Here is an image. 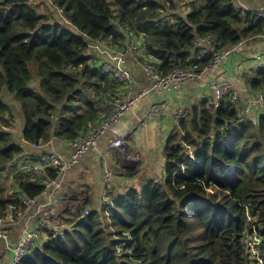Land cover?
Wrapping results in <instances>:
<instances>
[{"label":"trees","instance_id":"trees-1","mask_svg":"<svg viewBox=\"0 0 264 264\" xmlns=\"http://www.w3.org/2000/svg\"><path fill=\"white\" fill-rule=\"evenodd\" d=\"M42 1L45 11L32 0H0V174L24 153L10 130L6 94L22 113L21 138L29 144L72 141L99 121L102 98L120 97V82L93 57L96 44L123 50L131 33L166 73L199 56L195 36L215 34L219 48L244 39V50L264 33V19L240 16L232 0H189L184 11L187 0ZM252 63L242 77L258 95L264 67ZM259 111L253 123L241 103L197 98L165 141L160 178L120 192L110 187L108 203L101 189L100 207L83 200L56 214L53 227L46 218V238L19 264H264V107ZM12 182L19 194L4 196L0 186V215L9 205L16 215L21 195L43 189L28 172Z\"/></svg>","mask_w":264,"mask_h":264},{"label":"crops","instance_id":"crops-1","mask_svg":"<svg viewBox=\"0 0 264 264\" xmlns=\"http://www.w3.org/2000/svg\"><path fill=\"white\" fill-rule=\"evenodd\" d=\"M242 2L249 7L264 5V0H242ZM260 45L261 41L259 39L246 42L241 54L232 55L223 62L221 67L212 73L206 74L202 80L190 81L179 91L173 93L152 90V92L140 96L139 93L145 87L143 84L144 80L138 75L139 70L135 63L131 61L127 68L131 72L132 68L137 70L135 74L132 72L134 85L129 92L135 98L132 108L107 132L96 149L88 151L77 164L66 171L64 174V185L54 194V198L50 199L52 201L50 212L53 214L56 212L58 215L68 207L80 204L83 200H90V206L93 208L100 207L99 197L104 185L105 169L115 170V167L119 168L113 171L110 181V187H112L113 192H120L128 186L138 188L144 178H160L163 174L164 166V144L174 127L175 105L181 102L188 107L197 98L211 97L213 93L205 82L212 78L231 82L235 90L243 98L252 94L244 81L245 77H242V75L247 74L250 70L253 71L254 65L253 61L250 60V56L253 51L259 49ZM110 49L114 50V48H109L104 43L95 45L97 52L108 51L109 53L106 52L108 56L110 55ZM93 57L94 59H99L98 62L101 64L105 62L97 55ZM118 94L122 98L126 97L125 89L119 86ZM6 101L10 106L9 98L6 97ZM157 107L159 108L157 109L158 111H156ZM19 122L21 124L18 125V139L14 141L22 146L24 153L22 154L23 159H20L14 167L20 166L18 172L27 173L29 169L21 170V166H25L28 161L27 158L32 151L37 153L38 150L32 148L29 143H26L21 138L23 121L19 120ZM10 130L13 133V130ZM116 135L125 137L126 144L122 148L108 146L109 140L116 137ZM45 150H53L68 156L71 152V147L69 142L63 139L52 138L45 143ZM131 162H135L133 168ZM1 174L5 175L4 172H1ZM5 178L11 180V193L9 195L13 194L15 196L19 194L16 191V187L13 186L12 179L6 175ZM48 200L49 197L40 196L37 202L38 204H45ZM15 216V221L7 228L8 244L0 241V264H11L10 245L20 237L27 225L33 223L32 218H29L26 214H16ZM54 217L47 215L46 221L51 227L55 226L56 217ZM45 238L46 233L40 231L37 242H41Z\"/></svg>","mask_w":264,"mask_h":264},{"label":"built area","instance_id":"built-area-1","mask_svg":"<svg viewBox=\"0 0 264 264\" xmlns=\"http://www.w3.org/2000/svg\"><path fill=\"white\" fill-rule=\"evenodd\" d=\"M232 3L234 8L240 13V16L252 13L264 19V5L249 7L242 0H232ZM129 34L130 37L126 43V47L123 50L110 49V55L119 60L126 53L135 55V57L137 55L141 57L139 60L142 62L145 75L150 80V84L142 89L139 93L140 96L150 93L152 90L173 93L179 91L190 81L202 80L206 74L221 67L226 59L234 54H241L245 43V40L241 39L234 45L219 48L217 35L195 36L193 46L198 50L199 56L192 58L187 65L178 63L170 71L162 73L155 59L145 54V48L141 40L135 35ZM255 37L261 41V45L250 56V60L254 61L258 68H261L264 67V33L257 34ZM204 58L206 59L205 62L202 61ZM102 68L117 78L126 91V97L102 98L100 100L101 116L99 121L94 125L88 126L72 141H68L71 147V152L68 156L53 150H45V143L42 140H39L37 143H30L32 148L38 150L35 155L37 161L35 163H26L25 166H21V170L29 169L28 172L31 178L36 181L41 180L43 189L37 197L26 198L21 195L19 198L22 209L18 210L17 215L26 214L29 218H36V222L34 225H27L23 229L20 237L10 245L11 264H19L22 258L35 246L39 233L45 226L47 214L51 211V200L54 198V194L64 185V174L66 171L77 164L88 151L96 149L102 138L125 113L130 111L135 102V98L129 94L133 83L129 74L124 70H116L106 62L102 63ZM205 83L213 93V102L218 103L224 98H229L230 103L233 105L241 103L243 113H253V123H256V118L261 112L259 110L264 107V91L256 96L250 94L243 98L238 95L239 93L236 92L232 83L229 81L212 78L208 79ZM157 109L159 108L157 107L156 111H158ZM187 110L188 107L181 102L175 105L173 115L174 127L180 124L181 119L186 116ZM125 144L126 140L122 135H116V137L108 142V146L116 148H122ZM19 169L20 167L16 171ZM50 169L55 171L56 175L54 177L47 175ZM113 171L110 168L104 170V185L101 193L102 203H108L110 200L108 191L110 190ZM40 196L49 197L48 202L38 204L37 201ZM15 218L14 205H9L0 215V241H4L5 244L9 242L7 228L13 224Z\"/></svg>","mask_w":264,"mask_h":264},{"label":"rangeland","instance_id":"rangeland-1","mask_svg":"<svg viewBox=\"0 0 264 264\" xmlns=\"http://www.w3.org/2000/svg\"><path fill=\"white\" fill-rule=\"evenodd\" d=\"M185 1V0H184ZM189 0L186 1L185 4L181 5V6H184L183 9H181V11H184L187 9V3H188ZM32 3L39 9V10H42V11H45V5L43 7H41V5L44 4V2L41 0H32ZM0 9L4 10L5 8H3L2 6L0 7ZM94 50V55L96 56H99L100 59H102L103 61H105L106 63L110 64L112 67H114L116 70H124L125 72H127L129 74V76L132 78V80L134 79L133 77V74L132 72L135 74L137 72V70L134 68H132V72L127 68V65L133 61L135 63V65L137 66L138 70H139V73L138 75H140L142 78H143V84L144 86H148L150 84V80L147 78V76L145 75V72H144V68H143V65H142V62L139 60V58H141L139 55H137L135 57V55H132L130 53H126L124 55V57L119 60L117 58H113L111 57L110 55L108 56L106 52H97L95 49ZM109 53V52H108ZM144 58V57H143ZM134 85V80H133V83L131 85V88L133 87ZM145 87H143L142 89H144ZM130 88V89H131ZM152 92V91H151ZM237 92V91H236ZM1 93V92H0ZM3 93V92H2ZM238 94V93H237ZM252 94L254 96H256V93L252 92ZM239 95V94H238ZM240 96V95H239ZM7 98H9V104H10V109H11V112H12V117H10V120H13L14 119V122H13V125H11L10 129L13 130V138L14 140L18 139L17 137V134H18V119L21 121L22 120V113L17 110L16 106L17 103L16 101L13 99L12 95L11 94H6ZM10 184H11V180L10 179H6L5 178V175L1 174L0 176V186L3 187L5 189V192H4V196H7L11 193V190H10ZM56 216V212H54L53 214V217ZM55 218V217H54ZM32 224L31 225H34L35 222H36V218H32Z\"/></svg>","mask_w":264,"mask_h":264},{"label":"clouds","instance_id":"clouds-1","mask_svg":"<svg viewBox=\"0 0 264 264\" xmlns=\"http://www.w3.org/2000/svg\"><path fill=\"white\" fill-rule=\"evenodd\" d=\"M28 163V162H27ZM20 166H17V167H10L11 168V170H4V171H2V172H4L5 173V175L7 176V177H9V178H13V176H14V174H16L18 171H16L18 168H19ZM7 168H9V167H7ZM10 171V172H9ZM52 217V216H51Z\"/></svg>","mask_w":264,"mask_h":264},{"label":"water","instance_id":"water-1","mask_svg":"<svg viewBox=\"0 0 264 264\" xmlns=\"http://www.w3.org/2000/svg\"><path fill=\"white\" fill-rule=\"evenodd\" d=\"M131 164H132V168H133L135 162H133V163L131 162ZM114 169L117 170V169H119V168H118V167H115ZM115 170H114V171H115ZM47 215H49V216H53V213L49 211Z\"/></svg>","mask_w":264,"mask_h":264}]
</instances>
